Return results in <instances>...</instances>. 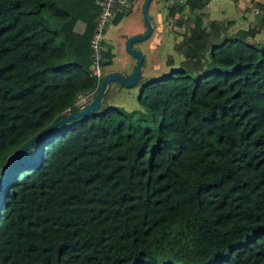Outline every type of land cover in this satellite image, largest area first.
I'll return each mask as SVG.
<instances>
[{"label": "trees", "instance_id": "obj_1", "mask_svg": "<svg viewBox=\"0 0 264 264\" xmlns=\"http://www.w3.org/2000/svg\"><path fill=\"white\" fill-rule=\"evenodd\" d=\"M209 1L166 11L185 16V61L144 81L140 108L102 101L8 165L0 264H264V42L206 24ZM99 2L0 0V173L96 93Z\"/></svg>", "mask_w": 264, "mask_h": 264}, {"label": "rangeland", "instance_id": "obj_2", "mask_svg": "<svg viewBox=\"0 0 264 264\" xmlns=\"http://www.w3.org/2000/svg\"><path fill=\"white\" fill-rule=\"evenodd\" d=\"M138 1L139 0L136 1L134 7L137 5ZM134 7L132 9H134ZM240 8L244 9V7H240ZM136 9H137L136 12H137L138 17H140V20L143 22L144 21L143 11H142V8H140L139 3L137 5ZM221 9L223 12H219V13H218V10L213 9V18L215 17L218 20H225L226 21V20H230V19H228V18L225 19L224 18L225 16L236 17L237 14L239 13V9L236 8L232 2L222 3ZM245 9L247 12L246 15L252 16L250 19L253 21V23L251 26L242 25L239 27H242V28L256 27V28H258L259 30L256 33L255 38L259 42H264V25L262 26V21H264V18L255 14L252 11L251 7H250V9L247 7ZM187 12L188 11L186 8L184 14H187ZM149 13H150V15H152L153 18H154L153 15H156V17L154 18V22L156 23L158 21V24L161 25V27H164V29H166V31L163 30V35H162L163 42L160 46L158 44L157 45L155 44V40H154L155 37H151L150 38V42H151L150 45L146 48H144V47L142 48V51L145 54L144 55L145 59L142 63V66H146L148 63L147 60L151 61L150 55H153L156 53V55L158 57L160 56L159 58L161 61V64H160L161 67L158 70H155V72L150 73L146 78L141 77L139 79V81L137 83H135L134 85L126 86L125 90L123 92H121L118 89L120 87L115 88L112 86V89H111V88H109V86H107L105 94H104L103 102L108 103L110 105L120 106V107H123L127 110L140 108V105L138 103V95L141 91V86L144 83V81H147V80L149 81V80L164 77L172 69L179 67L181 65V63L185 61L184 56L180 52H178L174 49L175 42H177L178 40H180L182 38V33L186 29L187 22L184 20L185 17H183V20H181V25H179V26L174 25L173 20L170 17H168V19L170 20V24L168 25V23H166L167 17H165V14H166L165 0H151L150 4H149ZM221 14H225V15L222 16ZM209 21H210V19H205L206 24H208ZM112 23H114V22H111V24ZM162 23H163V26H162ZM234 27L238 28V26L235 25V21H234V26H231V28H234ZM150 36H151V34L147 38H149ZM144 40L145 39L135 41V43L140 45L141 43L145 42ZM146 42H147V40H146ZM120 46H122V45H120V44L118 45L119 51H120ZM109 57L110 56H106V58H105V56H104V59L102 61L103 75L105 74V71H106V69H104V67L108 66L106 64L110 60ZM170 57L172 58L173 63L167 62ZM103 75H102V77H103ZM102 77H101V79H102ZM101 79H100V81H101ZM117 86H120V84ZM131 101H133V104Z\"/></svg>", "mask_w": 264, "mask_h": 264}, {"label": "crops", "instance_id": "obj_3", "mask_svg": "<svg viewBox=\"0 0 264 264\" xmlns=\"http://www.w3.org/2000/svg\"><path fill=\"white\" fill-rule=\"evenodd\" d=\"M232 2L236 8L239 9V13L237 14L236 17H229V16H225L224 18H228L230 20L235 21V25L236 26H251L253 21L250 19L252 16L251 15H246V7L250 9V2H253V0H210L208 3L209 6V11H210V17L208 19L212 20H218L217 18H213V9L218 10L219 12H223L221 7H222V3H229ZM140 8H142V4H143V0H139L138 1ZM137 3V5H138ZM137 5L134 7V9L129 10L128 12H126L125 14H123L121 17L114 18L112 22L114 23H110L105 31V35H104V49H105V58L106 56H110V60L109 62L106 64L108 65L107 67H104V69H106L105 73L108 71H120L123 72L125 74H129L136 63V58L134 56H132L131 54H129L126 50V39L128 36L136 34V33H141L144 31L145 29V23L144 21L142 22L140 20V17H138L137 12H136V8ZM240 7H244V9H241ZM185 12V9H184ZM184 12H182L184 14ZM179 15V13H177ZM245 14V15H244ZM186 15V14H185ZM222 16H224L225 14H221ZM154 18L156 17V15H153ZM166 17V14H165ZM185 17V16H184ZM139 18V19H138ZM142 18V17H141ZM153 18V17H152ZM153 18V20H154ZM135 19V20H134ZM143 20V19H142ZM77 28L78 30H82L84 28V24L82 22H78L77 23ZM163 26V23H162ZM163 30L166 31V29H164V27H161V25L158 24V21L155 23L154 22V28H153V32L151 33V36L147 39H145L143 43H141L140 45L137 43H133V46L136 49H139L143 55L144 52L142 51V48H146L150 45V38L151 37H155V44L157 45H161L163 40H162V35H163ZM147 40V42H146ZM122 45L120 46V51L118 48V45ZM151 57V61L147 60V65L146 66H142L141 67V77H147L150 73L155 72V70H158L161 66V61H160V56L158 57L155 54L150 55ZM145 59V56H144ZM143 59V61H144ZM105 66V65H104ZM103 71V69H102ZM100 83V82H99ZM99 85V84H98ZM116 85V86H115ZM119 85V83L117 84L116 81H111L110 83L108 82L106 85L109 86V88L112 89V86L115 88H118L121 92H123L125 90L124 85L117 86ZM105 88V91H106ZM104 91V94H105ZM104 94L102 97L101 102L104 100ZM133 104V101H131Z\"/></svg>", "mask_w": 264, "mask_h": 264}, {"label": "water", "instance_id": "obj_4", "mask_svg": "<svg viewBox=\"0 0 264 264\" xmlns=\"http://www.w3.org/2000/svg\"><path fill=\"white\" fill-rule=\"evenodd\" d=\"M150 1L151 0H143V4H142V11H143V17H144V22H145L144 31L141 33H136V34L130 35L126 39V50H127V52L136 58V63H135L133 70L129 74H125V73L120 72V71H108V72H106L103 75V77H102V79L98 85V88H97L95 95L93 96L91 101L86 106H84L81 109L70 111L67 114H65L64 116H62L59 120H57V121L53 122L52 124L46 126L43 130L36 133L28 141L23 143L13 154H11V156L9 157L5 167L3 168L2 172L0 173V180L4 176L6 169H7L8 165L12 162V160L15 157H17L20 153L25 151L28 147H30L37 139H39L50 128L55 127L56 125H58L60 122H62L64 120L70 119L72 117H77L79 115H82V114H85L88 112H92L95 109H97L101 104V100H102V97H103V94H104V91H105V88H106V85L108 82L116 81L117 83L124 85V86H132L139 81L144 55L139 49H136L133 46V43L135 41L146 39L153 31L154 20L152 18V15H150V13H149Z\"/></svg>", "mask_w": 264, "mask_h": 264}, {"label": "built area", "instance_id": "obj_5", "mask_svg": "<svg viewBox=\"0 0 264 264\" xmlns=\"http://www.w3.org/2000/svg\"><path fill=\"white\" fill-rule=\"evenodd\" d=\"M137 0H100L99 13L96 19L95 28L90 39L91 48V71L90 75L97 78L98 84L103 75L102 71V61H103V40L105 31L108 25L113 21V19L121 14H125L131 10ZM178 2H185V0H165L166 11L169 10L174 4ZM249 6L252 11L264 18V0H253L250 2ZM178 17V14L175 15ZM166 23L170 24V20L167 19ZM95 91L91 90L87 93H79L74 106L68 107L65 111H74L75 109H81L86 106L93 96Z\"/></svg>", "mask_w": 264, "mask_h": 264}]
</instances>
